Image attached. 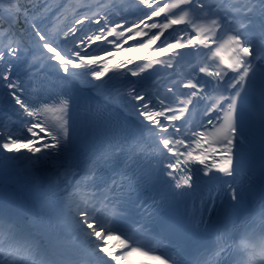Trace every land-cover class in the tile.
Segmentation results:
<instances>
[{
    "label": "snow or ice",
    "instance_id": "obj_1",
    "mask_svg": "<svg viewBox=\"0 0 264 264\" xmlns=\"http://www.w3.org/2000/svg\"><path fill=\"white\" fill-rule=\"evenodd\" d=\"M0 107V180L22 165L35 201L0 208V264H202L168 235L246 195L262 231L215 264H264V0H0Z\"/></svg>",
    "mask_w": 264,
    "mask_h": 264
},
{
    "label": "bare ground",
    "instance_id": "obj_2",
    "mask_svg": "<svg viewBox=\"0 0 264 264\" xmlns=\"http://www.w3.org/2000/svg\"><path fill=\"white\" fill-rule=\"evenodd\" d=\"M133 43H134V41H129V45H131ZM125 47H127V45H125ZM139 54L140 53L133 52V53H127L126 55L128 57H131V56H136ZM123 58H125V57H123V56L119 57V59H123ZM44 71L50 72L53 70L50 67H45ZM0 111L7 112V108L0 107ZM22 168H23V166L21 165L20 166L21 170H14V171L10 172L3 180H0V182L16 183V186L19 187L20 189H22L34 201V197H33L32 193L29 191V184H30L29 175L25 171H23Z\"/></svg>",
    "mask_w": 264,
    "mask_h": 264
},
{
    "label": "trees",
    "instance_id": "obj_3",
    "mask_svg": "<svg viewBox=\"0 0 264 264\" xmlns=\"http://www.w3.org/2000/svg\"><path fill=\"white\" fill-rule=\"evenodd\" d=\"M61 1L64 0H48V3L52 5L53 9H56L58 6H60ZM94 0H89V3L93 2ZM79 3H81V0H68L66 4H70L72 6H77ZM53 20L56 16V12L54 11L53 14Z\"/></svg>",
    "mask_w": 264,
    "mask_h": 264
},
{
    "label": "rangeland",
    "instance_id": "obj_4",
    "mask_svg": "<svg viewBox=\"0 0 264 264\" xmlns=\"http://www.w3.org/2000/svg\"><path fill=\"white\" fill-rule=\"evenodd\" d=\"M67 1H68V0H64V2H62V4H61L59 7H60V8H63V6L67 3ZM91 3H94V1L91 2Z\"/></svg>",
    "mask_w": 264,
    "mask_h": 264
}]
</instances>
